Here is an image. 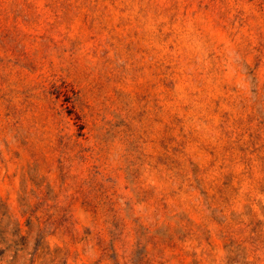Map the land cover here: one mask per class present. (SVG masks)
<instances>
[{"label":"rangeland","instance_id":"374dc122","mask_svg":"<svg viewBox=\"0 0 264 264\" xmlns=\"http://www.w3.org/2000/svg\"><path fill=\"white\" fill-rule=\"evenodd\" d=\"M0 264H264V0H0Z\"/></svg>","mask_w":264,"mask_h":264}]
</instances>
